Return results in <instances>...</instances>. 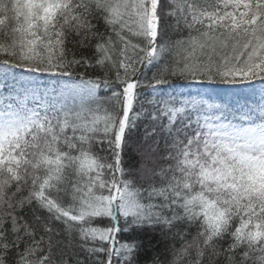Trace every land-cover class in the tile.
I'll use <instances>...</instances> for the list:
<instances>
[{"label":"snow or ice","instance_id":"1","mask_svg":"<svg viewBox=\"0 0 264 264\" xmlns=\"http://www.w3.org/2000/svg\"><path fill=\"white\" fill-rule=\"evenodd\" d=\"M0 264H264V0H0Z\"/></svg>","mask_w":264,"mask_h":264},{"label":"trees","instance_id":"2","mask_svg":"<svg viewBox=\"0 0 264 264\" xmlns=\"http://www.w3.org/2000/svg\"><path fill=\"white\" fill-rule=\"evenodd\" d=\"M151 75V73H149V76ZM221 89H226L230 86H226V85H221L219 86ZM216 102H228L230 107H235V105L237 103H242V100H237V98L231 96V95H227L225 94L223 91L220 92V95L218 97H216Z\"/></svg>","mask_w":264,"mask_h":264}]
</instances>
